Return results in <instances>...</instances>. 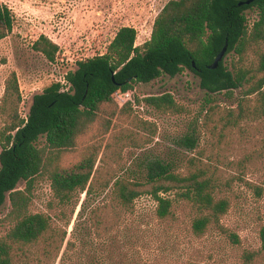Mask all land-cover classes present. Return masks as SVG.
<instances>
[{
	"label": "trees",
	"instance_id": "16d2710c",
	"mask_svg": "<svg viewBox=\"0 0 264 264\" xmlns=\"http://www.w3.org/2000/svg\"><path fill=\"white\" fill-rule=\"evenodd\" d=\"M243 1L170 0L155 17L146 42L137 46L136 30L119 28L104 54L76 61L64 83H52L34 95L24 119L18 115L21 95L17 77L10 73L0 101V206L6 197L10 203L9 228L0 236V264H66L75 249L67 231L53 225L50 215L30 209L36 180L41 177L49 182L52 200L64 206L76 194L88 197L110 187L108 206L95 208L89 217L95 218V227L107 224L106 231L117 216L132 214L134 201L145 193L156 203L158 220H174L176 206L185 205L192 212L193 236L217 232L239 244L237 235L222 224L231 206L227 194L235 181L258 195L261 188L242 177L253 164L251 155L225 162V153L235 129L244 133L248 124L264 118V0L239 6ZM247 10L256 13L252 23ZM13 23L12 11L0 4V41L11 33ZM225 42L226 55L233 52L237 64L227 67L222 61L217 69L209 70ZM31 47L50 63L59 52L58 45L44 35ZM185 70L199 77L200 88L208 97L198 125L177 143L193 151L192 155L180 164L147 159L139 165L142 169L129 171L128 177L108 174L103 178L96 169L98 162L106 156L117 157L125 147L142 148L155 134L151 123L133 115L134 102L160 114H185L169 93L131 100L133 86ZM234 91H238L235 107L213 101L212 95L217 94L231 99ZM122 117L128 127L115 130L114 120ZM94 127L99 142L87 147L78 162L62 167L63 155L74 150ZM207 136L214 150L208 155L204 149L197 150ZM40 139H44L42 145ZM259 153L264 156V149ZM225 168L234 169L237 175L226 176ZM20 182L25 185L18 190ZM258 239L257 250L242 253L243 264L264 260V226Z\"/></svg>",
	"mask_w": 264,
	"mask_h": 264
},
{
	"label": "rangeland",
	"instance_id": "374dc122",
	"mask_svg": "<svg viewBox=\"0 0 264 264\" xmlns=\"http://www.w3.org/2000/svg\"><path fill=\"white\" fill-rule=\"evenodd\" d=\"M170 0H0L13 13L11 33L0 41V101L5 80L14 72L21 95L18 115L25 118L34 95L55 82L64 83V76L74 70L76 61L102 55L123 26L133 27L137 32L136 45L150 38L153 21ZM252 23L256 13L245 12ZM44 35L58 45L55 62L50 63L40 53L32 50V43ZM237 64V56L231 52L223 60L224 66ZM169 93L185 114H160L143 104L134 102L132 113L146 120L155 128V134L142 148L125 147L115 158L108 156L96 164L98 173L128 177L129 171H138L147 160L159 159L182 163L192 152L178 146V140L190 131L201 116L208 98L200 88V79L185 70L174 77L162 75L156 80L133 86L131 100L141 101L147 96ZM238 91L231 99L224 94L212 95L213 101L223 107H235ZM3 120L0 119V131ZM115 130L128 127L125 117L114 120ZM98 126V125H97ZM99 127V126H98ZM150 137V136H147ZM230 150L225 153L227 162L245 156L254 158L253 164L243 174L244 181L261 188V194L235 181L228 192L230 209L222 224L237 235L239 244L227 236L209 232L197 238L190 231L191 210L185 205L175 208L172 221L157 219L156 203L148 194H141L134 201L132 214L117 216L106 231V226L95 227V218L89 219L91 211L108 206L110 187L102 192L84 197L76 194L66 206L52 200L49 182L38 178L31 204L33 213H47L53 225L65 229L75 249L70 252L66 264H243L242 253L259 248L258 231L264 226V118L250 123L244 133L235 129L231 135ZM99 142L98 131L92 128L78 146L66 152L62 167H69L82 157L84 150ZM44 139L39 140L42 145ZM206 155L212 150L207 136L197 150ZM140 169H142L140 167ZM225 175H237L234 169L225 168ZM24 182L17 189L24 188ZM10 211L8 197L0 206V236L9 228L6 216ZM110 227V225H108ZM264 264V260L260 262Z\"/></svg>",
	"mask_w": 264,
	"mask_h": 264
},
{
	"label": "water",
	"instance_id": "95a60500",
	"mask_svg": "<svg viewBox=\"0 0 264 264\" xmlns=\"http://www.w3.org/2000/svg\"><path fill=\"white\" fill-rule=\"evenodd\" d=\"M254 0H246L243 2H239L238 5H249L250 3H252ZM227 47L228 44L227 42H225L223 48L221 49V51L218 53V55L215 57L214 61L207 67L209 70H215L218 68V65L220 62H222L225 58L226 52H227ZM192 67L195 68L194 63L192 62ZM200 70H197V72H199Z\"/></svg>",
	"mask_w": 264,
	"mask_h": 264
}]
</instances>
